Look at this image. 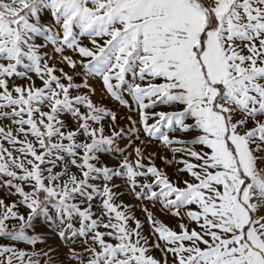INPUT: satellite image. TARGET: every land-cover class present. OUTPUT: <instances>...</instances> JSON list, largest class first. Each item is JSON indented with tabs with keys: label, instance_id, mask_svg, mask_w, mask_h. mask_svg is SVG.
<instances>
[{
	"label": "snow or ice",
	"instance_id": "obj_1",
	"mask_svg": "<svg viewBox=\"0 0 264 264\" xmlns=\"http://www.w3.org/2000/svg\"><path fill=\"white\" fill-rule=\"evenodd\" d=\"M0 264H264V0H0Z\"/></svg>",
	"mask_w": 264,
	"mask_h": 264
},
{
	"label": "rangeland",
	"instance_id": "obj_2",
	"mask_svg": "<svg viewBox=\"0 0 264 264\" xmlns=\"http://www.w3.org/2000/svg\"><path fill=\"white\" fill-rule=\"evenodd\" d=\"M151 150V149H150Z\"/></svg>",
	"mask_w": 264,
	"mask_h": 264
}]
</instances>
